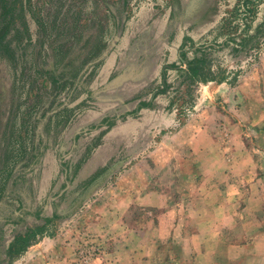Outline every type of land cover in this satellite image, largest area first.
I'll list each match as a JSON object with an SVG mask.
<instances>
[{
	"label": "rangeland",
	"instance_id": "obj_1",
	"mask_svg": "<svg viewBox=\"0 0 264 264\" xmlns=\"http://www.w3.org/2000/svg\"><path fill=\"white\" fill-rule=\"evenodd\" d=\"M26 9L0 47V264H264V0Z\"/></svg>",
	"mask_w": 264,
	"mask_h": 264
},
{
	"label": "trees",
	"instance_id": "obj_2",
	"mask_svg": "<svg viewBox=\"0 0 264 264\" xmlns=\"http://www.w3.org/2000/svg\"><path fill=\"white\" fill-rule=\"evenodd\" d=\"M29 5V0H0V47L4 49V51H8L7 46L10 43L9 41H6L5 43H2V41L5 39L6 35L8 34V31L10 28L14 29V36L23 38L24 33L27 32V25L25 22V13H26V7ZM30 8V7H29ZM250 12V20L249 23L245 25V30L242 32V34L248 32V29L250 28L252 19L255 16V9L254 5L248 10ZM19 22V26L16 27L17 21ZM38 22H40L41 28L45 27L43 19H37ZM54 24V22H53ZM118 28L120 29V25H118ZM28 39L30 40V37L28 36ZM187 39V37H185ZM233 37H229L227 40H232ZM246 39L244 36L241 38V44H244ZM191 46L190 50L194 53V56L191 60L186 61V68L181 69L180 67H177L181 70V75H183L182 82H180L181 86L186 84V88L192 87V90L190 93L194 92V86H197L199 82H205L212 80V73L208 66H206L207 60H206V54L204 53V46L198 45L197 47H194L193 43H190ZM184 46V45H183ZM182 47V51L184 52V48ZM196 52H199V54H196ZM14 53L16 54V50H11L8 54L10 57H13ZM0 54H2L0 52ZM184 55V53H182ZM29 234L27 231L15 235L13 241L10 243L9 250L11 252V255H18L20 251L23 249V247L27 246L29 241Z\"/></svg>",
	"mask_w": 264,
	"mask_h": 264
},
{
	"label": "crops",
	"instance_id": "obj_3",
	"mask_svg": "<svg viewBox=\"0 0 264 264\" xmlns=\"http://www.w3.org/2000/svg\"><path fill=\"white\" fill-rule=\"evenodd\" d=\"M119 234L118 233H114V232H112V239L113 240H116L117 238H116V236H118ZM117 241H119V240H117ZM62 252H64V251H62V249H61V253Z\"/></svg>",
	"mask_w": 264,
	"mask_h": 264
}]
</instances>
